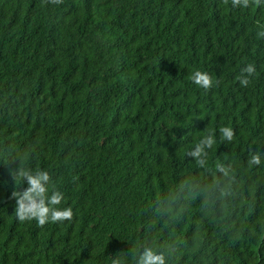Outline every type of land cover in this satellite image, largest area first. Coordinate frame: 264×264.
Instances as JSON below:
<instances>
[{"label": "trees", "instance_id": "1", "mask_svg": "<svg viewBox=\"0 0 264 264\" xmlns=\"http://www.w3.org/2000/svg\"><path fill=\"white\" fill-rule=\"evenodd\" d=\"M260 25L264 7L231 0H0V264H133L146 241L169 264H264V162L247 164L264 152ZM209 130L200 168L186 153ZM25 167L72 222L16 219Z\"/></svg>", "mask_w": 264, "mask_h": 264}, {"label": "clouds", "instance_id": "2", "mask_svg": "<svg viewBox=\"0 0 264 264\" xmlns=\"http://www.w3.org/2000/svg\"><path fill=\"white\" fill-rule=\"evenodd\" d=\"M45 4L60 5L64 0H42ZM225 4L229 0H223ZM232 8L247 9L249 7L262 8L264 7V0H231ZM259 38H264V25H260V30L257 32ZM256 73V66L253 63L246 64L240 69V74L237 80L240 86L247 88L251 83V77ZM191 81L199 88L208 91L213 88L214 83L219 86V79L213 80V77L208 72L196 70L192 76ZM220 143H231L236 136L233 128L228 126H221L219 128ZM217 144L215 130H209L204 135L195 147L186 153V156L196 158V166L204 168L207 163L208 152L205 149H212ZM251 155L247 161L249 167H258L264 162V152L261 150H249ZM201 157H204L203 159ZM218 171L223 172L225 176L228 175L227 170L220 168ZM18 178L27 182L28 187L23 191H12L11 197L15 199V216L21 222L36 221L42 228L47 223H63L65 221L72 222L74 218V211L71 206L60 208L62 202L65 201L64 194L59 191L52 180L51 175L47 170L36 169L32 170L30 167H25L18 170ZM49 186L52 191L49 195ZM133 264H169L168 258L164 250L158 244L151 241H146L140 245V248L131 253ZM111 264H127L123 258H115Z\"/></svg>", "mask_w": 264, "mask_h": 264}]
</instances>
